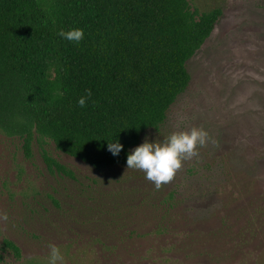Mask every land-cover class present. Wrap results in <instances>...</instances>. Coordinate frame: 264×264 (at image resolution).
<instances>
[{
  "label": "rangeland",
  "instance_id": "1",
  "mask_svg": "<svg viewBox=\"0 0 264 264\" xmlns=\"http://www.w3.org/2000/svg\"><path fill=\"white\" fill-rule=\"evenodd\" d=\"M191 5L221 15L187 63V89L129 165L100 173L37 141L27 156L21 140L0 133V245L7 238L22 253L1 264H123L90 245L113 223L152 222L139 209L118 219L157 184L189 224L154 249L184 245L178 264H264V0ZM44 152L74 179L51 173Z\"/></svg>",
  "mask_w": 264,
  "mask_h": 264
},
{
  "label": "trees",
  "instance_id": "2",
  "mask_svg": "<svg viewBox=\"0 0 264 264\" xmlns=\"http://www.w3.org/2000/svg\"><path fill=\"white\" fill-rule=\"evenodd\" d=\"M220 15L191 0H0V133L21 140L27 156L37 141L100 173L129 165L144 133L159 129L187 89V63ZM44 160L51 173L74 179L46 152ZM161 188L118 219L139 209L152 222L113 223L90 248L123 264H178L174 253H185L184 245L154 249L189 224ZM6 253L22 260L20 247L4 238L0 264Z\"/></svg>",
  "mask_w": 264,
  "mask_h": 264
}]
</instances>
